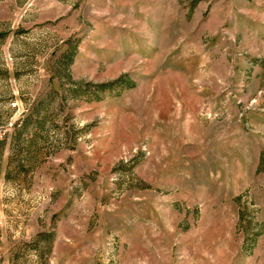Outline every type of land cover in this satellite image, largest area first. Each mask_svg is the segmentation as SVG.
<instances>
[{
  "label": "rangeland",
  "instance_id": "1",
  "mask_svg": "<svg viewBox=\"0 0 264 264\" xmlns=\"http://www.w3.org/2000/svg\"><path fill=\"white\" fill-rule=\"evenodd\" d=\"M0 264H264V0H0Z\"/></svg>",
  "mask_w": 264,
  "mask_h": 264
}]
</instances>
